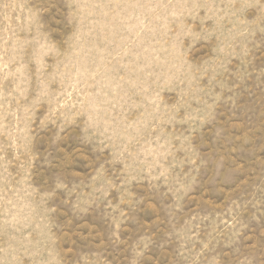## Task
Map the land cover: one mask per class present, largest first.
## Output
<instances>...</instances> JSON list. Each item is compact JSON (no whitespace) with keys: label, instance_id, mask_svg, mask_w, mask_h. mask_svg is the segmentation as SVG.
<instances>
[{"label":"rangeland","instance_id":"obj_1","mask_svg":"<svg viewBox=\"0 0 264 264\" xmlns=\"http://www.w3.org/2000/svg\"><path fill=\"white\" fill-rule=\"evenodd\" d=\"M0 264H264V0H0Z\"/></svg>","mask_w":264,"mask_h":264}]
</instances>
